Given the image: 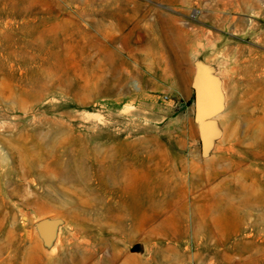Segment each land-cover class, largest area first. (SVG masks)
Here are the masks:
<instances>
[{"label":"rangeland","instance_id":"374dc122","mask_svg":"<svg viewBox=\"0 0 264 264\" xmlns=\"http://www.w3.org/2000/svg\"><path fill=\"white\" fill-rule=\"evenodd\" d=\"M0 264H264V0H0Z\"/></svg>","mask_w":264,"mask_h":264},{"label":"water","instance_id":"95a60500","mask_svg":"<svg viewBox=\"0 0 264 264\" xmlns=\"http://www.w3.org/2000/svg\"><path fill=\"white\" fill-rule=\"evenodd\" d=\"M192 90L194 121L201 151L203 156H208L221 134L217 118L225 110L222 81L211 66L198 62L192 80ZM61 223L60 219H43L36 223V229L47 247L54 243Z\"/></svg>","mask_w":264,"mask_h":264},{"label":"trees","instance_id":"16d2710c","mask_svg":"<svg viewBox=\"0 0 264 264\" xmlns=\"http://www.w3.org/2000/svg\"><path fill=\"white\" fill-rule=\"evenodd\" d=\"M190 104L192 103V101L189 102Z\"/></svg>","mask_w":264,"mask_h":264}]
</instances>
